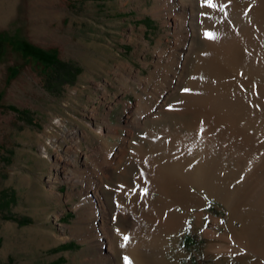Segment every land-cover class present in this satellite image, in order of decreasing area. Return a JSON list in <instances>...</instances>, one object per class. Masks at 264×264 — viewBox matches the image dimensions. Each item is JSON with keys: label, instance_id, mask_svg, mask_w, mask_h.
<instances>
[{"label": "rangeland", "instance_id": "obj_1", "mask_svg": "<svg viewBox=\"0 0 264 264\" xmlns=\"http://www.w3.org/2000/svg\"><path fill=\"white\" fill-rule=\"evenodd\" d=\"M262 1L258 17L252 14L254 0H215L208 8L214 14L216 30L244 40L236 55L244 76L258 67L260 75L253 80L244 78L239 82L240 91L232 87L227 92L229 101L249 103L242 108L248 116L254 113L250 90L256 81L264 84ZM159 2L164 0H0V264H116L115 260L106 261L101 257L111 250L93 241L90 230L82 222L86 215L83 206L90 201L87 192L80 193L84 186L77 180L81 171L87 168L92 172L97 168L89 154L100 143L97 135L88 129L89 121L96 126L121 125V133L111 138L121 143L117 148L126 142L132 153L137 142H144L147 158L162 159L165 154H174L194 167L202 163L193 156L200 148L209 155V165L212 160L214 164L227 165L229 170L244 165L247 142L242 139L246 132L230 130L216 118L212 119L216 128L210 133L206 131L208 126L203 116L165 110L160 124L169 121L177 128L181 120L184 136L177 142L167 134L159 137L165 144L161 148L152 147L147 130L126 127L125 104L135 102L137 96L125 80L136 86L138 73L142 78H149L160 51L176 44L172 19L153 12ZM246 39L253 45L245 43ZM196 40L197 49L191 55L185 80L167 104L183 98L193 77L197 53L206 46L201 34ZM26 42L41 48L46 56L71 64L75 81H68L65 70L57 74L51 63L27 53ZM150 83L153 88L157 87L153 80ZM253 105L264 108V98ZM262 141L256 152L259 157L264 152V138ZM72 151L76 152L77 161L66 172L62 171V164L58 169V156L64 157ZM145 161L147 165L148 159ZM119 169L112 172L113 179H106L108 185L118 186L123 177ZM56 171L61 178L51 186L49 176ZM219 176L218 191L226 193L229 202L241 208V179L230 180L237 175L227 178L225 172H217ZM135 181L134 177L129 179L130 185L122 195L113 187L103 185L101 194L112 217L117 214L120 202L129 204L134 199L139 205L135 211L136 222L141 215L152 214L154 203L147 200V195L133 196L138 191ZM199 191L207 199L204 223L198 222V206L189 211L180 205V210L189 212L190 216L178 233L168 237L166 257L170 264H254L257 255L250 260L241 259V252H207L210 238L205 230L212 227L216 216L223 218L219 232L227 231L230 209L206 188ZM90 195L93 196L92 192ZM181 197L185 203V193L181 192ZM123 221L121 217L114 219L113 226H127L134 241L150 232L146 223L147 226L141 227ZM155 224L157 227L159 223ZM259 224L264 230V216L260 217ZM120 249L123 250L119 246ZM144 250L152 253L148 246Z\"/></svg>", "mask_w": 264, "mask_h": 264}, {"label": "bare ground", "instance_id": "obj_2", "mask_svg": "<svg viewBox=\"0 0 264 264\" xmlns=\"http://www.w3.org/2000/svg\"><path fill=\"white\" fill-rule=\"evenodd\" d=\"M214 1L164 0L155 6L153 12L156 16L165 15L172 19L176 44L171 49L164 48L160 51L156 60V68L153 69L151 75L149 74V78H142L138 73L136 80L139 84L136 86L130 80H125L126 85H130L137 96L135 102L127 101L125 104L126 116H128L126 127H130L129 130L132 128L134 130H147L148 137L152 140V147L161 148L165 144L161 143L159 137L167 134L177 142L178 138L184 136L181 132V127L184 125L181 120L178 122L177 128L172 127L169 121L165 122L164 125L160 124L163 121L165 110L180 114L194 112L203 116L208 126L206 131H210V133L212 128H216L213 127V120L216 118L220 125L222 124L230 130L237 132L240 129L246 132V137L242 139L248 145H246L247 151L243 154L245 163L231 170L227 165L214 164V160L209 165L207 160L209 155L200 148V150H195L193 156L195 160L202 161V163L194 167L188 166V162L180 161L174 154H162V159L160 157L147 158L148 151H146L144 142H137L132 153L129 151V144L124 142L125 140L122 146L117 148V145L119 146L121 143L114 142L111 138L117 137L121 133V125L96 126L97 124L89 121L88 129L94 132L100 140L99 145L93 148L89 154L97 168L92 172L87 171L86 168L85 171L89 172L88 174L81 171L77 181L84 186L80 193L84 195L87 192L88 201H90L88 205L86 202L83 206L86 215L82 222L90 230L93 241L97 242L101 248L106 247L111 250L107 254L101 255L106 261L115 260L116 264H126L124 258L128 257L131 264H170L166 257L168 237L174 232L178 233L190 216L189 212L183 213L179 207L183 205L190 211L193 206H198L200 209L197 213L198 222L204 223V207L207 199L199 190L206 188L209 193L217 195L226 202L230 209L227 231L219 232L223 218L216 216H213L212 227L205 230V235L210 238L207 252H241L242 254L239 256L241 259H252L257 255L254 264H264V230L259 224L260 217L264 216V152L260 157L256 154L264 138V118L261 117L264 114V108L258 105L252 106L264 98V84L256 81L250 90L251 109L254 112L252 116L242 112L244 106H249L248 102L228 100L227 92L232 87L235 91H240L242 87L239 82L243 81L244 78L245 80H253L260 73L259 70H256L258 69L257 66L253 67L250 74L245 76L240 70L236 62V55L244 40H241L242 37L241 39L240 37H238L239 39L237 37V39L231 38V36H226L224 32L215 29L214 14L208 9ZM254 1L252 14L258 17L263 1ZM241 13L243 12L241 11ZM167 22L171 23L168 19ZM200 22L202 23L200 24ZM251 32L253 31L251 30ZM200 34L204 38L206 46L197 53L198 59L193 77L186 88L188 91H184L181 100H175L176 102L173 103L171 101V104H167L185 80L191 55L197 49L196 37ZM245 43L253 45L247 39ZM244 46L242 47L244 48ZM150 80L156 82L157 87L153 88ZM140 88L141 90H139ZM224 129L226 128L224 127ZM74 153L76 152L72 151L64 157L58 156V169H60L59 165L61 164L64 169L62 171L65 172L72 167L71 165L77 161ZM166 158L169 160L166 161ZM146 159L149 161L147 165ZM114 169L116 171L119 169L123 176L118 182V186H111L106 183V179L114 178L112 176ZM217 172H225L227 178L237 175V177L230 179L233 181L237 178L241 179L240 192L243 198L241 208L231 204L232 202H229L226 193L224 195L218 191L216 184L221 180V176L217 177ZM131 177L135 178L137 183H135L137 185L135 189L138 191L133 194L131 189L130 193L135 198L139 194L143 197L147 195V200L154 203L152 206H154L155 215L153 212L148 214L146 211V215H141L138 222H136L135 215V211L139 209L137 200L134 199V202L123 205L120 202L117 214L112 217L108 211L105 197L101 194L105 184L113 187L119 195H122L130 185L129 179ZM60 178L59 171L52 173L49 176L50 185L53 186V182ZM146 184L149 186L146 187ZM91 192L93 196L90 195ZM181 192L186 195L187 201L185 203L181 200ZM120 217L133 226L140 224L141 227H145L147 224L148 226H146L150 229L149 234L143 235L139 241H134L131 230L127 226L121 225L117 228L113 226V220ZM156 221L159 223L157 227ZM125 236L129 238L127 241L124 239ZM119 246L123 250H119ZM146 246L151 248L152 253L144 250Z\"/></svg>", "mask_w": 264, "mask_h": 264}, {"label": "trees", "instance_id": "obj_3", "mask_svg": "<svg viewBox=\"0 0 264 264\" xmlns=\"http://www.w3.org/2000/svg\"><path fill=\"white\" fill-rule=\"evenodd\" d=\"M24 50L27 53L34 54L39 58L51 63L57 74L65 70L66 76L69 79L68 81L71 83L75 81L76 73L74 67L71 64H65L63 61L59 60L56 57H50L48 55L46 56V54L41 48L34 47L28 42L25 43Z\"/></svg>", "mask_w": 264, "mask_h": 264}, {"label": "snow or ice", "instance_id": "obj_4", "mask_svg": "<svg viewBox=\"0 0 264 264\" xmlns=\"http://www.w3.org/2000/svg\"><path fill=\"white\" fill-rule=\"evenodd\" d=\"M209 2H211V0H209ZM185 91H188V90L185 89ZM145 191H147V189H145ZM124 239L127 241L129 238L127 236H125ZM124 259L126 261V264H131V261L128 257H125Z\"/></svg>", "mask_w": 264, "mask_h": 264}]
</instances>
